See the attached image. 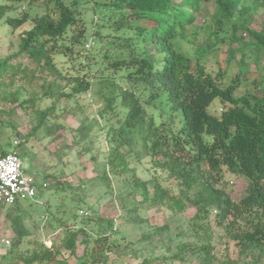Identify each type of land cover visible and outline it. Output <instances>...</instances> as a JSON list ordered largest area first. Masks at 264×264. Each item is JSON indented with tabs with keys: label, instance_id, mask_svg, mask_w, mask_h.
<instances>
[{
	"label": "trees",
	"instance_id": "trees-1",
	"mask_svg": "<svg viewBox=\"0 0 264 264\" xmlns=\"http://www.w3.org/2000/svg\"><path fill=\"white\" fill-rule=\"evenodd\" d=\"M39 2L42 3L39 5ZM206 3L213 5V12L198 24L201 15L207 14L203 9ZM71 5L78 6L74 0H6L0 5V21L4 19L11 31L30 20L33 23L31 29L21 34L18 50L0 59V101L3 103L0 127L6 122L18 132L15 119L20 109L34 123L24 135L26 141L43 127L47 133L57 129L54 124L45 126L54 107L36 108V97L24 98L23 88H13L16 79L22 82V87L40 81V99L55 102L76 100L94 84L102 102L98 114L104 117L110 111L117 119V124L109 126L105 136L109 145L106 169L115 174L131 172L127 153L120 149L123 146L132 152L137 138L141 153L150 159L151 170L166 172L179 186L178 194L174 195L152 179L150 196L148 182L132 173L128 182L130 189L133 195L139 191L142 197L134 198L135 207L128 208L124 216L135 212L137 205L183 213L188 202L200 212L214 211L216 226L223 229L225 238L234 243L240 255L264 256V0H110L103 5H112L113 9L105 10L108 15H100L101 22L90 33L93 37L87 40L81 13ZM11 11H19L20 15L9 16ZM256 16L261 21L260 29L251 28ZM100 29L109 31L107 36ZM206 30L203 35L206 39L200 43V33ZM242 34H247L250 41L244 40ZM103 38L109 47L117 44L118 48L110 60L107 54L103 55L107 62L89 63V77L85 72L81 76L64 75L56 66L54 55L72 57L74 48L84 40L82 49L87 52L91 48L86 50L84 46L89 40L94 46ZM179 42L192 46L194 56L182 51ZM237 43L241 48L236 50L232 46ZM223 45L228 46L224 67L215 73L207 71L206 58ZM247 49L252 53L254 70H249L251 64L245 62L246 56L242 53L238 72L229 74L230 62L236 53ZM25 56L35 68L21 63ZM119 79L131 84V88L123 87ZM144 90H153L151 100L155 101L158 96L169 110L161 108L163 112L149 114L144 105L151 103L144 100ZM216 99L221 104L218 116L207 111ZM117 106L125 109L123 120L118 119ZM97 123L93 117L80 125L78 131L83 139L90 136ZM224 169L248 181L246 195L237 202L218 187ZM15 214L9 217L16 224L13 228L16 244L0 257V264H63L58 260L60 249L54 246L40 244L39 248L31 245L32 248L18 250L16 245L30 234L21 224L22 218ZM101 222L106 230L98 228L93 236L83 228L65 232L63 247L70 255L82 235V254L76 257L75 264L182 261L186 250L195 251L180 243L172 254L157 256L148 250L141 257L138 253L143 248L132 250L126 242L121 250L126 253L125 257L135 261H118L113 252L121 244L112 234V220ZM166 230L165 225L153 226L141 238L151 243ZM211 249L207 243L197 250L201 251L198 257H202L203 264H209L206 257Z\"/></svg>",
	"mask_w": 264,
	"mask_h": 264
},
{
	"label": "rangeland",
	"instance_id": "rangeland-1",
	"mask_svg": "<svg viewBox=\"0 0 264 264\" xmlns=\"http://www.w3.org/2000/svg\"><path fill=\"white\" fill-rule=\"evenodd\" d=\"M74 1L78 6H71L77 13H81V18L86 25L85 40L90 39L93 37L90 33L101 22L100 15H108L105 10L110 11L113 7L112 5H105L106 7L103 5V3L110 2V0ZM5 3L6 0H0V5ZM203 9L207 14H203V17L201 15L198 24L202 23V19L207 18L208 13L213 12V5L211 3L203 4ZM24 11H27V9H24ZM37 12V14L41 13L39 9ZM19 13V11H11L8 15L16 17ZM107 20L112 19L107 18ZM253 20L254 23L251 28L260 29L261 21L259 17L256 16ZM32 26L33 23L30 20L22 27L11 31V28L4 23V19L0 21V59L7 58L18 50L21 34L31 29ZM99 31L103 36H107L109 32L103 29ZM206 32L207 30L200 33V43L206 39L203 36ZM242 36L244 40L250 41L247 34H242ZM83 44L74 48L75 52L72 57L63 54L54 55L56 66L64 75L81 76L85 72L89 77L91 73L88 64L107 62V57L105 58L103 55L107 54L108 60H110L115 54V49L118 48L117 44L109 47L110 44L104 38L101 43L91 46V49L87 52L82 49ZM178 46L188 56H194L192 46L183 42H179ZM232 48L237 50V48H241V44H234ZM227 49V45L220 46L206 58L205 67L207 71L215 73L219 67H224ZM249 50L236 53L234 60L230 62L229 74L238 72L237 63L240 61L242 53L246 56L245 62L251 64L249 70H254L253 56ZM86 55L89 57L93 55L94 58H87ZM21 63L29 68H35V65L29 61L27 56L22 58ZM15 81L13 88H23L25 91L24 98L29 96L30 98H37L36 108L44 110L51 106L54 107L45 122V126L52 127L54 124L57 129L47 133L45 127H43L26 141L24 135L29 133L34 123L28 114L20 109L17 110L15 119L19 132L18 136L17 131L7 125L6 122L0 127V143H10L11 145L14 140L19 141L17 150L23 173L32 178L38 186H41L42 183L47 185L45 188L39 187L33 200L20 202L14 206L0 205L5 208L3 211L0 210V257L8 254L13 245L16 244L14 241L16 234L13 229L16 224L12 220L13 218H10L5 225L3 218L7 219V215L17 213L22 218L21 224L30 234L29 237H24L16 245L18 250L24 251L32 248L31 245L34 248H39L40 244L46 247L54 246L60 249L58 260L63 264H75V259L81 256L83 248L80 243L81 235L77 238L73 255H70L69 251L63 247L65 232L83 228L85 233L93 236L98 228L106 230L107 227L102 225L103 222H101L103 219L112 220V234L121 244L113 252L118 261L126 263L135 261L125 257L126 253L121 250L126 242L129 243L128 245L132 250L143 248V251L138 253L141 257L148 250H151V253L157 256L169 255L177 251L176 246L178 244L185 243L190 248H194L195 251L186 250L182 254L184 258L182 261L170 260L154 264H203L202 257H198L201 251L197 250L203 244L210 243L212 249L206 257L209 264H264V256L258 258L257 253L246 255L238 253V248L234 243L225 238L223 229L216 226L214 211L200 212L188 202H186V210L183 213L172 212L165 207L141 206L139 208V205H137L138 209L125 217L128 208L135 207L134 198L140 200L142 197L139 191L133 195L134 193L130 189L128 182H130L129 179L132 173L139 180L148 182L150 196L153 194L152 179H155L160 186L168 189L174 195H177L179 191L177 182L169 178L164 171L151 170L150 159L144 157L141 153L140 141L137 138H134L136 141L133 144L132 152H128L127 147L122 146L120 149L127 153L126 161L131 172L115 174L106 169L105 161L109 145L105 136L108 127L117 124V119L114 117V113L110 111H106L104 117H100L98 114L102 102L95 93L94 84L89 91L78 95L76 100L55 102L54 100L40 99L42 95L39 91L40 81L25 87L20 85L22 82L19 79ZM118 83L125 88H131V84L120 79ZM138 87L141 88V86ZM65 92H68V90H65ZM152 93L153 90H144L142 93L144 100L146 102L149 100L151 103L144 105L147 112L155 116L160 110L163 112L161 108L169 110L167 104V106L162 105V99L158 96H155V101H152ZM0 105H3L1 101ZM220 106V101L216 99L207 111L211 115L218 116ZM116 110L119 111L118 119L123 120L122 116L125 109L117 106ZM93 117L97 118L98 123L90 136L83 139L78 128ZM247 185L246 178L231 174L224 169L218 187L231 200L237 202L246 195ZM90 219L93 221H90ZM98 219L99 222L96 221ZM164 225L167 230L161 235H156L152 241L150 240L151 243H146L147 240L141 238L148 234L153 226ZM107 231L110 230L107 229ZM6 241L9 243L6 244Z\"/></svg>",
	"mask_w": 264,
	"mask_h": 264
},
{
	"label": "built area",
	"instance_id": "built-area-1",
	"mask_svg": "<svg viewBox=\"0 0 264 264\" xmlns=\"http://www.w3.org/2000/svg\"><path fill=\"white\" fill-rule=\"evenodd\" d=\"M92 45L89 40L84 48L89 50ZM18 146L19 141L14 140L10 151L6 152L0 148V205L3 206L33 200L39 187H47L45 183L38 186L32 178L23 173Z\"/></svg>",
	"mask_w": 264,
	"mask_h": 264
},
{
	"label": "crops",
	"instance_id": "crops-1",
	"mask_svg": "<svg viewBox=\"0 0 264 264\" xmlns=\"http://www.w3.org/2000/svg\"><path fill=\"white\" fill-rule=\"evenodd\" d=\"M11 145H12V143H11ZM11 145H10V143H0V148L3 150V151H10L11 150ZM5 208L4 207H1L0 206V210H4ZM10 215V214H9ZM9 215H7V219H4L3 218V222H4V224L6 225L7 224V222H8V220L10 219V217H9Z\"/></svg>",
	"mask_w": 264,
	"mask_h": 264
}]
</instances>
